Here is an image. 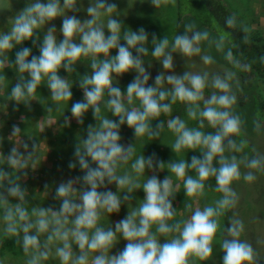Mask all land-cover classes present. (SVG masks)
<instances>
[{
    "label": "clouds",
    "instance_id": "1",
    "mask_svg": "<svg viewBox=\"0 0 264 264\" xmlns=\"http://www.w3.org/2000/svg\"><path fill=\"white\" fill-rule=\"evenodd\" d=\"M76 0H29L11 20L7 32L0 31V72L7 61V53L24 41H33L38 30L46 24L62 19L60 32L62 40L56 36L54 25L48 28L39 47V56L31 55V49L22 47L15 54V64L20 73H28L26 81L17 83L11 91L16 101L26 100L31 96L42 80H46L52 93V99L58 103L68 102L72 97L69 83L58 75V70L69 69L81 58H91L93 72L81 81L84 89V100L72 104L71 112L81 123L82 116L91 107L94 115L99 117V106L105 91L111 97L107 101L113 115L118 122L101 118L98 126L89 125L86 138L77 145L74 151L76 162L69 163L70 168L78 165L84 170L82 177L60 183L56 188V196L61 199L58 211L52 209L34 210L37 217L35 222H29L28 211L19 204L15 208H8L3 219L6 222L4 231L17 235L24 233L23 249L27 253L30 249H40L39 233L51 229L48 241L54 239L62 242V246L55 249V254L61 264H89V254L93 253L90 264H189V257H196L208 261L213 253V240L216 237L219 223L218 218L237 204V193L232 185L241 179V164L248 169H264V157L256 156L252 159L241 160L236 155H226L228 150L241 152L244 142L237 143L234 137L241 135V120L233 114L232 106L236 103V96L232 94V81L235 73L225 70L223 75H214L209 81L208 73L185 72L182 76L163 73L155 77L157 87L147 86L150 74L146 71L141 56L148 55L145 46L148 34L141 27L138 31H122V23L117 18V5L113 0H94L87 8L88 19L83 22L75 15H66L67 9L76 11ZM161 0H152L158 7ZM236 24L234 16L226 20L227 27ZM105 28L108 35H105ZM189 33H191L189 35ZM79 39V43L74 42ZM207 31L194 30L193 26H186L184 34H178L171 41L168 37L158 42L153 37L151 56L162 64L163 69L171 71L173 68L172 52H179L184 57H199L204 65L214 63L210 55H201V42L207 41ZM124 40V44L120 40ZM116 49L117 54L110 59H99L101 55L108 56L110 50ZM133 50L136 55H133ZM31 55V58L29 59ZM228 61L233 60L232 52L226 53ZM135 71L137 76L127 86V101L132 104L138 100L139 109H129L121 99V90L112 87L113 74L123 75ZM4 76L0 74V83ZM164 82L170 89L160 90ZM214 89L205 98L206 89ZM170 97L171 103H165ZM181 102L187 106V116L196 120L199 126L190 128L186 122L173 117L168 121V129L174 134L175 141L172 148L181 153L184 150H200L202 158L193 156L188 162L184 159L167 165L172 176L160 180L153 175L140 182L145 169H152L154 160L151 156H136L131 164L135 176L125 173L118 174L121 164H126L135 153L131 145L125 147L119 141L120 126L127 124L134 130L136 137L147 136L151 139L158 136V132L150 130L151 119L158 118L162 113L172 111V104ZM206 122V123H205ZM205 124L214 132L205 133ZM158 125L157 127H160ZM19 127H13L12 134L20 133ZM95 163L93 167L89 161ZM8 163L13 168H23L27 163L21 153L13 149L8 157ZM156 166L163 168V161H156ZM194 170L195 176L188 175ZM9 174L0 169V179ZM183 181L184 192L187 197L202 196L205 182L214 178L216 191L221 193L213 205L195 208L191 215L176 221V210L173 208L172 197L175 188L172 177ZM243 179L252 182L256 176L252 171L243 175ZM107 183H115L120 190L132 193L142 189L145 196L139 207L115 224V230H105L99 226L102 212L117 213L121 207V196L112 191H98ZM82 182L87 187L80 191L79 202L75 197L77 188L75 183ZM9 196L24 200V190L19 184H11L7 188ZM125 195L123 199H128ZM7 204V199L0 194V206ZM192 209L191 204H187ZM73 227L66 228L68 217L73 216ZM24 222V223H20ZM35 228V235H30ZM154 229V230H153ZM244 230L243 222L233 215L229 217L225 228L227 236L223 239L222 264H254V250L251 244L240 239ZM117 234L127 241L122 251L110 254ZM163 238V243L161 242ZM71 241V242H70ZM72 243L81 250V254L73 256ZM48 251H40L39 256H33L28 264H38L39 260L48 259Z\"/></svg>",
    "mask_w": 264,
    "mask_h": 264
},
{
    "label": "rangeland",
    "instance_id": "2",
    "mask_svg": "<svg viewBox=\"0 0 264 264\" xmlns=\"http://www.w3.org/2000/svg\"><path fill=\"white\" fill-rule=\"evenodd\" d=\"M230 7L237 11L245 18L253 31L254 37L261 48L264 50V0H226ZM29 0H0V31L7 32L10 29L11 20L23 8L27 6ZM117 5V18L122 23V31H138L141 27L148 34L146 47L149 52L147 56L143 55V62L146 71L150 74L149 81L155 82L158 74H175L182 76L185 72L192 73H208L209 76L224 74L226 67L229 68V61L226 59L228 46L221 38L210 39L201 42V55H210L213 57L214 63L204 65L201 59L197 57L187 58L179 52H172L173 68L171 71L165 70L162 64L151 56L153 48V37L158 42L164 37H168L170 41L169 51H171V41L178 34H184L186 26L191 25L193 29H201L199 25L192 19L185 22L182 28L175 27V0H161L158 7L152 4V0H113ZM63 3V0H61ZM94 0H76L74 8L66 10V15H75L82 22L88 19L87 8ZM62 17L46 24L42 29L38 30L37 37L43 40L44 34L52 25L56 28V36L58 40H62L63 36L60 32L62 26ZM202 31V29H201ZM109 33L105 28V35ZM191 33H189L190 35ZM74 42L79 43L77 38ZM123 39L120 40L122 44ZM16 47V46H15ZM15 47L7 53V61L5 62L2 72L4 80L0 83V169H3L9 175L0 179V194L7 199V204L0 206V264H28L33 256H39L40 251L47 250L49 255L47 260H39L38 264H61L59 258L55 254V249L62 246V242L54 239L48 241L51 229L55 225H50L49 231L39 233L40 249H30L25 253L23 249L24 233L19 231L17 235H12L4 231L5 221L3 219L5 211L8 208H15L17 204L25 208L29 213V222H35L36 216L34 210L52 209L58 211L61 199L56 196V188L60 183L67 182L70 179L75 180L82 177L85 172L78 165L70 168L69 163L76 162L74 151L77 145L86 138L88 127L92 125L96 127L100 123L101 118H108L118 122L119 118L113 115L107 105V101L111 98L107 92L99 104L101 112L99 117L94 115L93 109L90 107L82 116V123L72 115V104L77 101L84 100V89L77 81L67 75L58 72V75L65 79L72 92V97L68 102H56L52 99V93L47 85L46 80H42L37 86L35 92L26 100L16 101L11 96L12 88L17 84L28 79V73H20L15 64ZM117 54L116 49L110 50L108 56L101 55L99 59H110ZM177 57V58H174ZM91 60L90 57L85 58ZM137 73L130 71L120 75V79L124 81L123 86H113L121 90L122 102L131 110L139 109L138 100H133L132 104L127 101V86L133 82ZM119 75L113 74V80L118 79ZM232 85L231 92L235 89ZM264 91V90H263ZM247 104L239 110L238 116L241 120V135L238 137L237 143L244 142L240 153L228 150L226 155H236L241 160L246 158L252 159L256 156L264 157V135L258 127L255 116L252 113L251 103L246 100ZM243 103L245 100L243 99ZM187 109V108H186ZM183 110L180 116L187 126L196 128L192 120L187 116V110ZM173 116L161 114L156 119H151L150 130L158 132V136L149 139L147 136L136 137L134 130L127 124L120 126V143L127 147L131 145L135 148L134 156L126 164H121L118 168V174L123 175L129 173L135 176L131 169V164L136 156L143 155L145 158L151 156L154 160L152 169H145L140 182L151 177L157 176L160 180L165 177L172 176L167 165L171 162L184 159L191 161L193 156L202 158L200 150H184L177 153L173 150L172 145L175 141L174 134L168 129V121ZM161 125L160 127H157ZM19 127L20 133L13 135V127ZM16 149L24 157L27 166L23 168H13L8 163V157L12 150ZM156 161H163L165 167L156 166ZM89 163L96 167L91 160ZM241 179L233 182V189L237 193V204L234 208L226 210L225 214L218 218V231L213 240V253L208 261H202L199 258L189 257V264H222L223 250L221 247L223 239L227 236L225 228L228 226L229 217L235 215L244 224V230L240 239L251 244L254 250V264H264V169H248L241 164ZM248 171H252L256 179L252 182L245 181L243 175ZM188 175L195 176L194 170H189ZM175 188L173 193L172 204L176 210L174 220L179 221L188 218L195 208H203L213 205L217 199L221 197V193L217 191H208L204 189L202 196L187 197L183 181H178L175 176L172 177ZM11 184H19L24 190V200L21 201L17 197L9 196L7 188ZM77 188L75 199L79 202L80 191L87 186L82 182L74 184ZM98 191H112L121 196V207L117 213L102 212L99 226L105 230L111 228L115 230V224L121 219L126 218L131 211L138 208L144 200V192L142 189H136L132 193L120 190L117 185L107 183L98 189ZM127 195L128 199H123ZM187 204L192 205V209L186 207ZM73 216H69V223L66 228L73 227L71 221ZM21 224L24 222H20ZM154 230V229H153ZM35 235L36 229L33 228L29 232ZM71 242V241H70ZM163 243V238H161ZM127 241L119 237L110 250V254L115 255L122 251ZM73 256L81 254L79 247L72 243ZM93 253L89 254V264Z\"/></svg>",
    "mask_w": 264,
    "mask_h": 264
},
{
    "label": "trees",
    "instance_id": "3",
    "mask_svg": "<svg viewBox=\"0 0 264 264\" xmlns=\"http://www.w3.org/2000/svg\"><path fill=\"white\" fill-rule=\"evenodd\" d=\"M175 27L182 28L189 19L194 20L202 31L209 33L210 39L221 38L228 46V51L232 52L233 60L229 61L227 70L235 73L231 84L235 87L232 94L236 96V103L232 106L233 114L238 116L239 110L246 106V100L251 103L252 113L255 116L259 129L264 135V50L258 44L256 37L248 21L243 18L237 11L232 9L226 0H175ZM236 18V24L233 27H227L226 20L229 17ZM201 29H194L199 30ZM33 41H24L22 45L15 47V53L22 47L31 49V55L39 56V47L42 43L38 38ZM123 42L122 44H124ZM31 55L29 59L31 58ZM133 55H136L133 50ZM177 58V57H174ZM143 60V55L141 56ZM58 72L63 75L74 78L79 85L85 76H90L93 72L91 60L81 58V61L73 64L69 69L61 67ZM223 75V74H219ZM212 76H209V81ZM124 81L120 79L113 80V86H123ZM147 86L157 87L155 82H147ZM160 90L170 89V85L164 82ZM214 89H206L205 98L211 94ZM243 99L245 102L243 103ZM171 103L170 97L163 101ZM187 106L181 102L172 104V111L169 113L173 117L180 116ZM206 123V122H205ZM195 127L199 126L198 121L194 123ZM205 133L214 132L215 129L209 128L205 124L202 129ZM233 139L238 140V137ZM239 142V140H238ZM241 142V141H240ZM240 153V152H238ZM236 154V153H235ZM205 189L216 191V182L210 178L205 182ZM196 259V257H193Z\"/></svg>",
    "mask_w": 264,
    "mask_h": 264
}]
</instances>
